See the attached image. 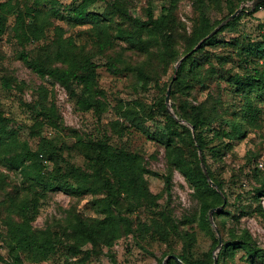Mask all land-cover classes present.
Instances as JSON below:
<instances>
[{"label": "trees", "instance_id": "trees-1", "mask_svg": "<svg viewBox=\"0 0 264 264\" xmlns=\"http://www.w3.org/2000/svg\"><path fill=\"white\" fill-rule=\"evenodd\" d=\"M100 1L70 0L69 5L63 6L61 0H0V40L10 30L24 45L28 42H44L48 39L46 25L49 18L57 16L66 18L73 25H93L95 31L93 30L92 38L101 51L114 47L116 41L120 40L139 51L149 53L152 45L161 42L159 58L165 67L183 55L176 48L169 32L173 13L181 0H172L168 9L163 8L167 11L159 16L155 14L154 8L149 6L147 19L133 14L122 0L106 2L102 9L97 8ZM190 1L198 12V22L190 37L184 42L186 53L206 38L219 23L212 21L210 9L213 3L219 4L221 0ZM226 1L232 3V0ZM249 9L245 8L242 14L205 39L196 51L184 58L177 76L170 84L175 89H171L172 96L180 91L188 95L189 89L193 87V81L204 84L207 79H211L214 74L202 73L204 60L199 57V53L209 46H218L221 40L217 35L228 28H236L244 14L255 15L264 12V2L258 4L254 10ZM67 10H70L71 14L65 15L64 11ZM235 10L236 7L230 6L224 18L233 14ZM117 16H123L126 22L129 21L131 28H125L122 24L113 27V20ZM260 28L261 41L251 43L244 42V39L240 43L242 46L237 45L241 54L246 52L247 58L244 61L250 68L242 75H231L227 79L229 83L235 84L234 91L241 96L238 112H234L231 117L207 115L201 106L194 105L189 100H185L182 105H174L176 115L194 126L193 132L189 126L179 122L167 111L165 90L157 102L159 109L157 113L137 101L134 107L123 110L121 114L130 123V127L145 132L150 139L164 145L169 164V172L163 175L166 192L171 194L173 171H179L196 191L201 204V221L204 227L210 226L209 210L225 204L227 200H224L223 195L227 196V193L223 183L215 177L208 166V173L219 190L210 185L201 166L198 149L202 150L205 164L208 165L207 152L216 157L222 156L225 147L232 148V141L246 137L248 132L261 127L262 124L264 108L260 104L262 102L260 98L264 96V31L262 25ZM79 49L73 37H64L63 31L59 29L56 38L50 44H42L35 55L22 50L18 57L40 77H48L63 86L75 99L78 109L82 112L101 113L106 109V93L99 86L97 72L99 65L93 60L92 53L86 52L84 48ZM251 57L259 61L252 63ZM116 62L115 59H109L106 63L107 70L112 74L119 75L129 70L136 73L138 83L143 85L148 83V75L141 66L120 68ZM5 85L8 89L13 87L10 78H6ZM40 94L44 100L33 105L38 108L35 118V125L38 128L36 136H41V129L44 126L54 130L62 121L55 103L49 102L47 88L42 87ZM156 116L162 118L163 126L153 130L146 125V121ZM114 127L117 132L124 135V127L119 120L114 123ZM19 135L18 128L13 126V120L0 109V182L5 181L6 171H16L22 177V185L25 188L24 195L20 197L18 190L17 197L10 198L6 207L8 215L4 224L7 227L12 259L7 264H25L23 256L33 264H38L50 259L60 246H65L71 254L78 253L86 244L113 247L122 237L123 231L126 233L133 231L130 219L123 215L120 209L122 198L128 202L130 212H133V207L145 206L152 209L153 206H158V195L153 194L147 185V175L154 173L147 167L145 158L139 152L119 146L107 136L79 137L77 145L84 155L86 166L78 167L67 161L63 167L61 163L55 161L57 150L54 140L42 136L39 147L33 149L26 140L20 143L16 141ZM49 161L57 163L52 171L48 170ZM254 171L255 175L263 180L257 191L260 197H264V173L260 174L264 172V168L256 166ZM59 190L101 196L96 198L94 203L104 217L90 219L75 215L72 225L73 239L69 244L64 242L65 233L52 230L50 227L38 229L33 225L50 194ZM160 216L163 221L157 224L159 228L154 226L153 228L164 237L170 230L169 215L161 212ZM238 249H242L248 255L252 264H264V248L257 245L248 231L228 247H223L218 264L222 255L233 254ZM209 256L208 260L192 261L193 263L189 262L185 255L178 257L186 264H213L212 252ZM168 264H178V260L171 258Z\"/></svg>", "mask_w": 264, "mask_h": 264}, {"label": "rangeland", "instance_id": "rangeland-1", "mask_svg": "<svg viewBox=\"0 0 264 264\" xmlns=\"http://www.w3.org/2000/svg\"><path fill=\"white\" fill-rule=\"evenodd\" d=\"M109 1L114 0H101L97 8L102 9ZM122 1L133 14L147 19L149 6L153 7L155 14L159 16L167 11L163 8L168 9L172 0ZM61 2L63 6L70 4V0ZM248 2L232 0V3H228L221 0L219 4L213 3L210 9L212 21H219L213 30L229 17L224 18L230 6L236 7L235 11L242 9V14L245 8H250L246 6ZM64 13L71 14L70 10ZM262 19L264 12L255 15L244 14L236 28H228L217 35L221 40L218 46H209L199 53V57L204 60L202 73L211 72L214 75L204 84L193 81L188 95L182 94L181 91L171 95L173 110L174 105L179 106L189 100L192 104L201 106L207 115H223L229 118L234 112H238L241 96L234 91L235 84L229 83L227 79L231 75H242L250 68L244 61L247 58L246 52L241 54L237 45L242 46L240 43L244 39V42L251 43L262 40ZM113 21V27L122 24L125 28H131V24L126 22L123 16H117ZM197 22L198 12L192 1L181 0L173 13L169 32L176 48L183 55L167 67L159 58L161 42L152 45L149 53L139 51L120 40L116 41L114 47L101 51L92 38L93 25H73L66 18L57 16L49 18L46 25L48 39L44 42H28L24 45L10 30L0 40V109L13 120V126L18 128L20 135L16 141L20 143L26 140L33 149H37L42 142V136H46L56 144V162L61 163L63 167L67 161L78 167H85V158L79 151L77 139L107 136L115 144L143 155L147 167L154 173L147 175V185L153 194L158 195V206H153L152 209L145 206L133 207V212L128 211V202L125 199L120 200L122 214L130 219L133 231H123L122 237L113 247L86 244L81 251L71 254L65 246H60L50 259L38 264H163L168 255H185L189 262H196L208 260L211 252L214 261V256L219 258L224 246L228 247L246 231L253 236L258 246L264 248V197H260L257 191L263 180L255 175L254 171L256 166L259 167L258 162H262L264 168V113L261 127L252 129L240 140L232 141V148L225 147L222 156L216 157L207 152V170L209 166L215 177L223 183L227 193V196L223 195L227 200L226 205L223 203L214 207V222L209 218L210 226L207 227H204L201 221V204L194 187L177 170L173 171L171 194H167L163 175L169 172V164L164 145L150 139L145 132L130 127V123L121 116L123 110L134 107L137 101L144 103L154 113L158 112L157 102L164 90L166 97L172 79L177 76L178 62L200 47H197L199 42L191 51L185 52L184 42L192 34ZM59 29L63 31L64 37H73L79 45V50L84 48L86 52L92 53L93 60L99 65V86L106 93V109L101 113L82 112L63 86L48 77H40L18 57L22 50L35 55L42 44H50L56 38ZM109 59L117 60L120 68L141 66L148 75V83H138L136 73L129 70L119 75L112 74L106 67ZM250 61L256 63L259 60L251 57ZM6 78H10L13 85L11 89L5 85ZM42 87L47 88L49 102L55 103L62 121L54 130L44 126L41 136H36L38 128L35 118L38 108L33 105L44 100L40 94ZM262 97V102H258L264 108V96ZM118 120L124 127V135L114 127ZM161 123L160 116L146 121V125L153 130L163 126ZM55 161L48 162L49 171L56 166ZM4 178L5 181L0 182V264L12 261L7 227L4 224L8 215L6 207L10 198L17 197L18 190L19 196L22 197L25 189L19 172L6 171ZM100 197L63 190L53 192L42 205L33 225L38 229L50 227L65 233L64 242L69 244L73 239L72 225L75 215L90 219L104 217L94 203L95 199ZM161 212L169 215L170 230L164 237L153 228H159L157 224L163 221ZM23 258L25 264H33L28 258ZM178 264L186 263L178 257ZM220 264H252V260L248 259L242 249H238L233 254L222 255Z\"/></svg>", "mask_w": 264, "mask_h": 264}, {"label": "water", "instance_id": "water-1", "mask_svg": "<svg viewBox=\"0 0 264 264\" xmlns=\"http://www.w3.org/2000/svg\"><path fill=\"white\" fill-rule=\"evenodd\" d=\"M263 2H264V0H250V1L246 4V6H249L252 10H254L258 4L263 3ZM241 11H242V9H239V10L235 11L233 14H231V15H230V16H229V17H228V18H227V19H226V20H225V21H224L219 27H217V28H216L215 30H213V32H211L206 38H204V39L198 44L197 47H199V46L201 45V43H202L205 39H207V38L211 37L213 34H215V33H216V32H217V31H218L223 25H225V24H227L229 21L233 20L237 15H239V14L241 13ZM184 58H185V57H184ZM184 58H182V59L178 62V64H177V70H178L179 66L181 65L182 60H183ZM174 79H175V77H174ZM171 89H172V86L170 85L169 88H168V90H167V95H166V97H165V102H166V106H167V110H168V112H169L173 117H175L179 122L187 124V125L192 129V131L194 132V126L191 125L190 123H188L187 121H185L184 119L179 118V117L176 115L175 111L172 109V105H171ZM198 152H199V158H200L201 166H202V168H203L204 173H205L206 176H207V179H208L210 185H211L213 188L219 190L217 184L211 179V177H210V175H209V173H208L207 166H206L205 161H204L203 153H202V150H201L200 148L198 149ZM224 200L226 201V198H225V197H224ZM221 208H222V207H221ZM215 210H216V208H212V209L209 211V218H210V220H211L212 222H214L213 212H214ZM221 243H222V241H221V239H220V244H221ZM220 244H219V245H220ZM171 258H174V259L178 260V257H177L176 255H168V256H166V258H165L163 264H168V262H169V260H170ZM214 264H218V257H217V255L214 256Z\"/></svg>", "mask_w": 264, "mask_h": 264}, {"label": "built area", "instance_id": "built-area-1", "mask_svg": "<svg viewBox=\"0 0 264 264\" xmlns=\"http://www.w3.org/2000/svg\"><path fill=\"white\" fill-rule=\"evenodd\" d=\"M261 25H262V31H264V19L261 20ZM258 166L260 168H263V163L262 162H258Z\"/></svg>", "mask_w": 264, "mask_h": 264}]
</instances>
